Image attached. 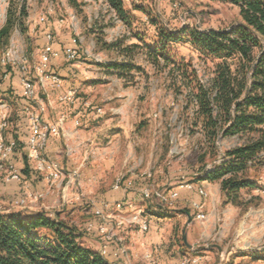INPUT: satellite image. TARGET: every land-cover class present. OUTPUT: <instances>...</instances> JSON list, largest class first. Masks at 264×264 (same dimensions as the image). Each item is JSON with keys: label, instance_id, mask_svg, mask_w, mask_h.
Segmentation results:
<instances>
[{"label": "rangeland", "instance_id": "rangeland-1", "mask_svg": "<svg viewBox=\"0 0 264 264\" xmlns=\"http://www.w3.org/2000/svg\"><path fill=\"white\" fill-rule=\"evenodd\" d=\"M10 8L17 20L9 37L0 42V124L3 118L10 122L13 105L5 97L9 92L15 93L10 94L14 97L13 102L20 99L27 102L29 116L40 114L38 103L44 105V114L49 120L61 117L56 123L71 116L70 109L74 106L64 105L59 100V91H65V88L59 90L50 83L42 84L38 68L48 35H52L53 49L60 53L75 39L79 49L77 60L69 63L64 57L53 59L50 71L58 74L59 70H70L69 82L77 86L73 88L78 90L77 100L85 105L76 110L77 114L87 115L81 126L74 125L73 116L61 124L63 150L58 160L63 164L68 159L74 161L85 197L80 202L67 204L61 200L59 188L45 182L49 194H44L46 188H37L29 182L31 190L39 197L21 208L17 205L16 195L4 198L9 196L10 184H5L0 176V214L8 210L9 214L26 218L31 216L25 214L28 211L45 213L51 219L58 216L80 234L91 237L94 243H101L96 230L86 231L89 223L96 222L93 210L100 199L90 193L91 185L90 188L84 185V174L94 179L100 173L99 168L110 162L112 165L102 174L103 181L109 183L108 190L119 176L130 177L136 172L134 175L138 177L137 174L145 171L152 173L155 189L168 190L190 182L193 176H203L223 161L227 150L242 144L238 135H220L216 154L207 145L204 119L198 114L191 95L196 92L198 83L206 84L212 76V62L206 64L189 43L168 46L165 56L171 63L161 58L157 64L147 53V46L158 41L157 28L164 27L174 34L185 28H197L202 32L229 30L241 22L238 7L213 0H124V8L131 15V19L124 21L105 0H0V29L6 23ZM21 11H24L23 17L18 20ZM152 19L158 21L157 27L152 25ZM8 51L12 54L4 64L3 58H7ZM111 64L129 68L109 69L107 66ZM24 77L34 82L35 100H26L23 94L20 96L22 89H17V83L21 84ZM11 83L15 89L5 92L4 85ZM82 116L80 119L84 118ZM261 157L263 165L249 169L246 174L254 187L241 192V205L229 203L217 186L219 183L200 186L206 193L205 203L202 202L206 219L203 222L196 219L200 233L203 228H211L218 209L261 210L264 216V153ZM129 199L143 207L148 216L155 213L152 201L141 197L134 200L131 196ZM179 207L194 213L189 204L175 206ZM181 220L185 221L184 218ZM182 221H176L178 226L174 225L177 230L171 246H177V249L172 253L169 247L171 258L193 259L203 256L202 250L207 246L224 245L217 228L214 233L208 232V236L201 235L190 253L184 244L183 237L187 232L183 231ZM220 226L221 230L229 229L223 223ZM37 233L53 238L44 229ZM78 242L82 245V241L78 239ZM224 248V260L219 264H230L235 254L243 252L228 244ZM261 250L264 251V242L252 251ZM128 254L131 258L129 251ZM130 262L137 264L131 259Z\"/></svg>", "mask_w": 264, "mask_h": 264}, {"label": "trees", "instance_id": "trees-1", "mask_svg": "<svg viewBox=\"0 0 264 264\" xmlns=\"http://www.w3.org/2000/svg\"><path fill=\"white\" fill-rule=\"evenodd\" d=\"M213 1L238 7L241 22L229 30L202 32L197 28H185L178 34L159 27L158 41H153V46H147V53L157 64L161 58L171 63L165 56L168 46L171 43H189L206 64H214L212 76L206 84L198 83L196 92L191 95L198 107V114L204 119L207 145L216 154L220 135H238L242 138V144L227 150L220 164H215L203 176H193L188 183L200 180L219 183L227 201L238 206L241 205V192L254 187L246 177L248 170L263 165L264 0ZM105 2L122 20L131 19L124 8V0ZM23 13H19L18 20ZM16 20L10 8L6 23L0 29V42L9 37ZM151 23L155 27L159 25L154 19ZM107 67L129 68L122 64ZM78 104L85 107L82 102ZM18 143L20 148L24 147L21 142ZM25 160L28 164L27 157ZM29 170L37 174L27 165L24 172L27 174ZM21 172L23 175V170ZM41 229L47 230L53 238L38 235ZM80 237L75 228L58 216L51 219L41 212L27 218L0 214V264H109L98 252L79 244Z\"/></svg>", "mask_w": 264, "mask_h": 264}, {"label": "crops", "instance_id": "crops-1", "mask_svg": "<svg viewBox=\"0 0 264 264\" xmlns=\"http://www.w3.org/2000/svg\"><path fill=\"white\" fill-rule=\"evenodd\" d=\"M58 74L61 76V78H63L62 88H65V91L62 89L61 91H59V94L67 92L68 90L77 87L69 82V78H71L72 76L70 70H59ZM11 85L13 84H5L4 91L7 92L9 91V89L14 90L15 88H13ZM17 89H22L21 84L19 82L17 83ZM10 94L15 95V93L13 94L9 92L5 93V97L7 99L6 101H10V103L13 105V109H11L9 113V126L5 131L2 132V135L6 142L17 140L24 145V147L20 148L11 158L13 162L17 165V167L23 170L24 172V169L27 168V165H29V169L32 168L34 170V162L28 158V152L25 147V144L30 136V117L29 113H27L28 104L23 99L15 100V102H13L14 97H10ZM20 96H22V90L20 92ZM73 106L74 107L70 109V115L73 116V123L76 127L81 126L83 124V119H85L87 115L82 116V114L76 113V110L79 106L78 102H76ZM71 116L68 115L67 117H65V120L70 119ZM80 116L84 118L80 119ZM60 118H52L49 120L46 117V114L42 115V120L48 124H55L56 121ZM76 121H79V125H76ZM69 135H72V133ZM62 150L63 146L61 136L52 137L49 141V144L47 145L46 153L48 154V156L51 157L53 160L57 161L64 171H71L72 169H76L75 163L71 159L66 160L65 164L58 161ZM26 157L29 160L28 164L25 160ZM110 165L112 164L110 162H107L104 168H99L100 173H98V176L94 177V179L84 174L85 180L83 183L86 188H90L89 185L93 187V190H91L90 193H94L97 198L101 200H108L110 202H118L124 198V194L122 192L114 191L112 189V186L110 190H108L109 183L103 181L102 174H104V172L109 168ZM132 173L136 175V172ZM137 175L138 177H135L136 190L130 192L128 195V197H133L134 200H136V198L141 197L139 194V190L145 185V181L139 177V174ZM23 178L24 183L29 184V182H31L33 186H36L37 188H46L47 193L44 194H49L47 184L45 183L47 181L43 177L41 178L37 174H33L32 171L29 170L27 174L24 172ZM193 184L196 187L193 191L180 190L181 198L183 200V206H187L188 204L190 205L191 202H204L205 198L201 197L198 194L197 188H199L200 186L204 187V185L212 186V184L214 183H210L206 180H200L196 181ZM21 185L22 184L18 183H12L8 185L9 196H4V198L10 199L13 198L15 195L17 196V199L21 198ZM217 186L220 187L219 189L221 190V186L219 184ZM171 189H177V186ZM31 191L34 193L33 190ZM35 195L38 196L37 193ZM219 201H221V197L219 198L218 202ZM152 204L154 206L153 208L155 213H152L148 216L150 222V230L148 233L142 234L138 231L137 228L122 229L116 232L117 237L122 240V245L124 244L125 246H127V250L130 253V259L132 260V262L137 264H150V262L146 259V256H150L151 260L156 264H179L182 259L175 260L174 258H171L172 254L168 250L170 249L169 247H171L172 253H174V250L177 249V246H171L178 226V222L176 221L181 222V219L184 218L185 221H182L185 225L183 231L187 232V244H185V242L184 244L190 253H193L194 245L198 243L199 237L201 235L207 234L208 236V232L214 233L217 228L219 229L218 233L220 234V241H222L224 244H212L210 246H207L206 250H202V252L204 253L202 254L203 256L195 257L199 258V261L196 264L222 263V261L224 260L223 255L224 253H226L224 246H226L227 244L231 245L232 249H238L243 251L241 253L239 252L238 255L235 254V256L232 257L230 264H264V251H252L253 249L258 247V244L264 242V216L261 210L257 211L248 209L242 211L241 209L233 207L223 210L218 209L214 214V219L211 221V228H203L202 233H200L198 230V227H200V225L194 218V213L185 212V207L165 209L159 206L157 201L155 200L152 201ZM30 211L35 210L31 209ZM9 213L10 211L5 210L1 214ZM36 213L40 212L36 211L34 213H29L28 211L25 214L34 215ZM221 223L225 224L227 227H229V229L221 230ZM175 224L177 226H174ZM227 239L230 240L227 241ZM79 240L82 241V246L96 252L101 247V243H94L91 237L82 233ZM189 243H191L192 245H190ZM187 245L191 246V248H189ZM116 248V246H111L109 248V264H123L124 262V259L122 257L115 256ZM229 254L233 253L230 252Z\"/></svg>", "mask_w": 264, "mask_h": 264}, {"label": "built area", "instance_id": "built-area-1", "mask_svg": "<svg viewBox=\"0 0 264 264\" xmlns=\"http://www.w3.org/2000/svg\"><path fill=\"white\" fill-rule=\"evenodd\" d=\"M42 21H44L42 19ZM52 35L47 36V45L45 46L41 56V66L38 68L39 81L50 83L52 87L59 90L62 89V78L55 72L50 71V64L53 59L64 57L69 63L75 62L79 57V49L77 41L74 39L71 46L66 47L62 53L53 49ZM11 51H8L3 58V63L9 60ZM25 72V71H24ZM22 94L26 100H35V85L29 78L24 77L21 81ZM76 89L68 90L60 94L59 100L68 106H73L77 102ZM6 108V105H4ZM89 108L88 105H86ZM40 114H30V136L25 144L28 152V158L34 162L35 171L40 177H43L50 187H57L61 192V200L64 203L80 202L84 199L82 191V181L78 170L64 171L60 164L49 157L46 153L48 142L50 138L60 136L61 124L65 118H62L59 123L48 124L42 120V115L45 112V107L42 103H38ZM100 112V111H99ZM79 125V121H76ZM9 126L6 118H3L0 124V176L5 184L18 183L22 184V196L18 199L17 205L21 208L27 207L28 204L34 203L39 196H36L30 188L29 184L24 183V178L21 170L11 159L12 156L20 149L18 141L6 142L2 132ZM209 172V170H208ZM135 175L131 174L130 177L119 176L112 189L114 191L122 192L124 198L118 202H110L108 200H99L94 205L93 215L96 222H91L87 225L86 231L92 233L96 230L101 247L99 255L108 261L109 248L116 246V257L124 259L123 264H131L127 249L122 245V240L117 237L116 232L122 229L137 228L142 234H146L150 230V222L147 213L143 207H138L136 203L131 201L128 197L129 193L136 190ZM139 177L145 181V185L139 190L140 196L149 201H157L158 205L165 209H172L175 206L183 203L180 190L193 191L196 187L193 183H181L177 189L162 190L155 189L152 181L153 175L151 172H142ZM198 194L205 198L206 193L197 188ZM194 217L198 221H204L206 215L203 211L202 202L190 203ZM150 264H156L151 260L150 256H146ZM199 258L190 259L183 258L179 264H196Z\"/></svg>", "mask_w": 264, "mask_h": 264}, {"label": "water", "instance_id": "water-1", "mask_svg": "<svg viewBox=\"0 0 264 264\" xmlns=\"http://www.w3.org/2000/svg\"><path fill=\"white\" fill-rule=\"evenodd\" d=\"M183 240H184V242H185V244H187V238H186V236L184 235V237H183ZM189 248H191V246H189V245H187Z\"/></svg>", "mask_w": 264, "mask_h": 264}]
</instances>
